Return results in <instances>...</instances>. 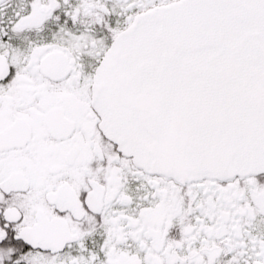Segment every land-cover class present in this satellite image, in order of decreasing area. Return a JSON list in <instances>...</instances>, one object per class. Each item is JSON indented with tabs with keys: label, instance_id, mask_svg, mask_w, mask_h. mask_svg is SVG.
Instances as JSON below:
<instances>
[{
	"label": "snow or ice",
	"instance_id": "6c2138e0",
	"mask_svg": "<svg viewBox=\"0 0 264 264\" xmlns=\"http://www.w3.org/2000/svg\"><path fill=\"white\" fill-rule=\"evenodd\" d=\"M0 264H264V0H0Z\"/></svg>",
	"mask_w": 264,
	"mask_h": 264
}]
</instances>
